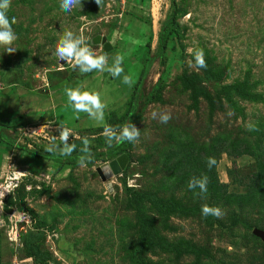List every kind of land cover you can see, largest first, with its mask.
Masks as SVG:
<instances>
[{
  "label": "rangeland",
  "instance_id": "obj_1",
  "mask_svg": "<svg viewBox=\"0 0 264 264\" xmlns=\"http://www.w3.org/2000/svg\"><path fill=\"white\" fill-rule=\"evenodd\" d=\"M81 2L80 10L66 13L59 0H12L8 12L19 39L14 53L0 48V192H6L0 204V264H36L26 256L24 242L40 222L45 224L40 250L49 253L51 264H134L129 251L138 238V214L128 209L123 182L137 191L176 197L186 207L209 202L223 211L219 219L206 220L200 213L156 220L168 242L187 241L205 251L199 262L194 254L150 252L146 264H264V242L234 223L240 218L264 230V211L197 195L198 189L188 188L194 171L177 169L179 154L200 162L198 168L205 174L213 170L226 194L244 193L241 178L256 171L247 153L234 158L218 152V136L252 142L247 125L264 119V105L234 98L238 109L232 111L216 90L248 76L264 98V0H175L176 25L162 54L159 37L171 16L170 0H103L100 7L95 0ZM65 29L89 41L97 55L107 53L109 63L122 56L132 86L107 72L82 75L59 62L54 45ZM97 36L106 38L107 49L92 43ZM196 48L203 50L214 80L203 79V69L194 66L189 50ZM4 73L11 75L4 80ZM193 75L200 82L185 86L184 78ZM67 87L100 92L108 104V124L131 120L140 130L138 143L125 142L132 161L125 173L102 181L97 169L116 160L107 157L117 144L109 147L102 128L86 114L75 118ZM136 88L135 109L125 118ZM152 111H168L172 118L160 123ZM59 124L71 130L69 142L77 146L70 156L46 151L49 137L59 135ZM82 137L90 140L93 154L83 168L77 163ZM212 147L217 163L209 169L204 154ZM149 215L157 218L152 211Z\"/></svg>",
  "mask_w": 264,
  "mask_h": 264
},
{
  "label": "trees",
  "instance_id": "obj_2",
  "mask_svg": "<svg viewBox=\"0 0 264 264\" xmlns=\"http://www.w3.org/2000/svg\"><path fill=\"white\" fill-rule=\"evenodd\" d=\"M170 2L172 7L171 16L168 19L167 28H165L161 32L159 37L161 54L163 53V51H165L167 47V41L173 32V27L176 25V3L175 0H170ZM205 61L206 67L202 68L204 75L203 79L205 78V80L207 81H212L215 79V74L213 73V71L207 68L209 66V62L207 60ZM145 73V71L142 72L141 78L145 76ZM192 77V79L187 77L184 78L183 83L185 86L189 87L192 80L193 83H195L196 81L200 82L201 80V78H197L194 75ZM254 88V85L250 83L248 76H246L241 82H235L232 84L220 86L216 90V93L219 100H223L230 110L237 111L238 108L236 106L234 98L246 100L253 103H262L264 105V98L261 94L257 93ZM191 90L194 94H205L201 92V90H198L196 88L194 90L191 88ZM136 91L137 88L132 94L129 103L130 110L127 111L125 118H129L131 111L133 112V109H135L134 103L137 95ZM252 125H254L255 128V130L250 131V134L253 137L252 142L247 137H245L244 140L240 142L239 140H230L229 136H218V152H225L229 156L234 158L238 157V155L242 153H247L248 156L252 157L256 161V171L248 174L244 178H241L240 185L245 187L244 193L226 194V192H224L225 187L220 184L218 185V181L215 178L213 170H209L205 174L198 168V165L200 167V162L196 165V162L192 161V158L188 156L181 157V155L179 154L177 158V169H182L189 166L188 170L192 173L194 171V176L200 177L206 175L208 177L207 193L208 195L214 196V198H212L213 200H219L222 198L225 200H232V202H234V204L238 207L245 208L248 205L253 209L256 208L258 212H262L264 211V119H259ZM124 145L125 143L117 144L108 154L107 158L113 159L117 156L119 157L123 154H126L130 159V155L126 151ZM19 149L23 151L22 148ZM212 149L213 147L205 151L204 156H213L210 153ZM27 153L33 154L31 152ZM38 156L53 161L60 159L59 157H53L51 155L45 156L42 154H38ZM61 165L63 164L61 163ZM61 165L58 167V170L60 169ZM126 170L127 167L125 168L123 173H125ZM123 184L125 195L127 196L128 209L134 210V212L138 214V238L136 244L133 245L129 251L132 262L134 264H146V254L150 252L155 253L157 251L160 253L163 252L175 254L178 258L185 254H194V256H196L197 258L199 257L198 259H196V261L199 262L201 254L205 251L204 249L196 248L187 241L182 240L178 241L176 244L168 242L164 237L161 236L154 223L158 219L161 221L166 220L172 215L187 216L200 214L201 205L186 207L182 204V201L177 199L176 197H163L154 191L141 192L135 190L134 188L127 187L125 182H123ZM205 204L211 205L209 204V202ZM5 209L7 212L9 211L8 206H6ZM150 211L154 212L157 218H153V216H150ZM31 216H33L32 212ZM210 217L211 216L205 217V219L210 220ZM234 223H239L244 229L251 232L253 229H255L253 228V226L247 224L240 218H235ZM163 225L165 227L168 226L166 222H164ZM44 227V223H35L34 230H36V232H29L24 242L26 256L34 260L36 264H51L49 253L41 252L40 243L38 242L39 239H43V237L40 236V232L44 229Z\"/></svg>",
  "mask_w": 264,
  "mask_h": 264
},
{
  "label": "clouds",
  "instance_id": "obj_3",
  "mask_svg": "<svg viewBox=\"0 0 264 264\" xmlns=\"http://www.w3.org/2000/svg\"><path fill=\"white\" fill-rule=\"evenodd\" d=\"M95 3L100 7L103 0H95ZM12 0H0V48L3 52L8 54L14 53L17 49L13 47L14 43L19 39L16 34L13 24L16 23L15 17H9L8 12L11 8ZM59 7L63 12L71 13L74 9H81V0H59ZM194 57V66L198 68H205L206 61L202 49L189 50ZM54 55L58 61H64L69 64L74 71L78 70L80 74H87L90 72H107L113 79L120 78L121 82L129 87L133 84V78L124 73L123 57L117 55L109 63L107 53L97 55L91 47L89 41L84 37L77 35L70 29H65L54 45ZM11 74L4 73V80L8 79ZM65 95L67 102L74 110L75 118L79 119L80 114L84 113L87 117L95 123L97 127L102 128V135L105 143L111 147L115 144L139 142L141 132L129 120L119 126H113L105 120V110L108 104L105 102L102 94L95 90H82L79 87L65 88ZM151 118L158 120L160 123L167 124L172 116L168 111H152ZM249 131L255 130L254 125H247ZM71 130L63 124H59V135L49 137V143L46 151L49 153L59 154L60 156H70L77 150L75 143H70ZM57 139L59 143H57ZM82 147L79 149L81 155L78 158V165L80 167H87V164L92 162L93 154L91 152L90 140L87 137H82ZM206 166L212 169L217 163L216 158L209 156L205 158ZM208 177L206 175L189 179V190L196 191L197 195L206 196L208 188ZM6 192H0V204ZM2 211V208H0ZM201 215L204 217L213 216L217 219L223 216V211L217 206L208 204L201 205Z\"/></svg>",
  "mask_w": 264,
  "mask_h": 264
},
{
  "label": "water",
  "instance_id": "obj_4",
  "mask_svg": "<svg viewBox=\"0 0 264 264\" xmlns=\"http://www.w3.org/2000/svg\"><path fill=\"white\" fill-rule=\"evenodd\" d=\"M101 42L103 45H105V48L107 49L106 45V38L102 37L100 41V36L95 37L92 43L96 44ZM64 63V61H63ZM128 121H126L127 123ZM132 161L128 158L126 154H123L116 158V160L111 161L108 165L104 166L103 168H98L97 173L99 174L102 181H107L113 178L114 175L119 174L120 172H123L126 168V166L131 163ZM108 191H112V184H107ZM252 234L259 238L261 241L264 242V230L260 229H253Z\"/></svg>",
  "mask_w": 264,
  "mask_h": 264
}]
</instances>
